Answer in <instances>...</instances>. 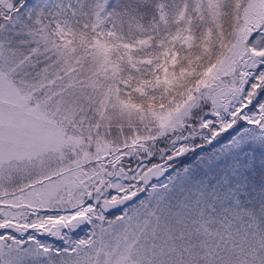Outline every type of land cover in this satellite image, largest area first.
Returning a JSON list of instances; mask_svg holds the SVG:
<instances>
[{"label": "snow or ice", "instance_id": "obj_1", "mask_svg": "<svg viewBox=\"0 0 264 264\" xmlns=\"http://www.w3.org/2000/svg\"><path fill=\"white\" fill-rule=\"evenodd\" d=\"M0 264H264V0H0Z\"/></svg>", "mask_w": 264, "mask_h": 264}]
</instances>
